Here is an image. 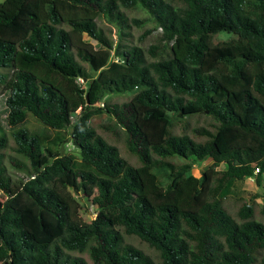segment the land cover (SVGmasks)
Masks as SVG:
<instances>
[{"label": "trees", "instance_id": "trees-1", "mask_svg": "<svg viewBox=\"0 0 264 264\" xmlns=\"http://www.w3.org/2000/svg\"><path fill=\"white\" fill-rule=\"evenodd\" d=\"M136 7L161 29L146 50L121 42L122 9ZM73 8L115 20L120 40ZM0 100L12 127L0 128V264H88L71 252L93 264H264V199L260 218L224 204L235 180L264 177V0H3ZM103 112L111 121L94 125ZM28 113L55 134L19 126ZM197 114L213 120L174 132ZM65 140L78 157L58 151ZM84 197L93 217L78 213Z\"/></svg>", "mask_w": 264, "mask_h": 264}, {"label": "rangeland", "instance_id": "rangeland-1", "mask_svg": "<svg viewBox=\"0 0 264 264\" xmlns=\"http://www.w3.org/2000/svg\"><path fill=\"white\" fill-rule=\"evenodd\" d=\"M3 0H0L2 2ZM73 12H69L73 16L77 17H83V16H91L94 18L97 26L102 29L104 33L108 34V37L113 41V44L116 41H119V36H118V27L119 25L115 20H108L103 16H94L91 13L84 12L81 8H73L71 9ZM123 13L125 14L127 21L131 23L130 27H124L123 31L127 33V35H124L123 38L121 39V42L123 43H128V44H133L140 46L144 50L147 49V47L151 44L154 43L156 38L160 35L161 29L158 27H155L154 22L151 20L149 13L144 10L141 7H136V8H131V9H125L123 8ZM132 18H138L141 19L142 22L140 23H134L131 22L130 19ZM151 29V32L146 35V30ZM232 35L227 34V33H219L214 35L213 39L214 41L218 40H223V39H228ZM74 38L76 39L77 36L74 35ZM82 38L86 41H88L93 48L95 49H101L103 46L96 40L90 38L87 34H83ZM169 54V47L168 45H164L163 49V56H167ZM146 56L148 58H152V56L148 53H146ZM76 83H82V80L77 79ZM131 95L130 92L126 93H120V94H115L111 93L108 95H105L104 98L101 100V106L105 102L108 104L116 103V102H122L126 99L129 98ZM6 113H7V108L4 106L3 101L0 100V128L8 134L9 131L12 129L11 126L8 125L6 121ZM170 114H172L170 112ZM112 117L107 114L106 112H103L95 117H93V124L98 125L100 123H108L110 122ZM186 121V126L182 127L180 123L175 122L174 123V132L180 133L182 130L184 131H189V129L194 126V125H208L209 122H212V118L209 116H205L203 114H197V115H189L184 118ZM19 126H25L29 130L37 132L41 136L47 135L48 137H52L55 134V131L53 129H50L44 125H42L37 119H35L31 113H28L25 120L19 125ZM69 130L66 128L65 131H62L64 134L65 139H67ZM108 133V132H107ZM105 131L103 134L106 136L107 134ZM117 145L122 149L123 153L126 155V157L129 160H134L133 156H130L127 154L124 149H123V144H122V138L119 136V139L116 141ZM58 151L60 153H72L76 157H78V149L71 143V141L65 140L64 142H60ZM211 163L209 159H206L201 162L200 165H193L192 168V173L195 175H199L200 171L202 169L207 168V166ZM220 165L219 167H221ZM9 169V174L11 177L17 179L19 177L23 176V172L14 168V167H8ZM80 197V195H79ZM88 197V196H87ZM87 197L82 198V207L81 209H78V213L81 216L89 215L90 217H93V207L89 204L87 201ZM0 198H3V194L0 191ZM264 199V177L262 179L261 184H257L255 181V178L252 176H245L241 180H235L232 185L230 186L228 190V194L224 198V204L226 205L227 209L231 213H235L236 210L238 209V206L242 202L250 203L253 204L255 207V217L260 218L258 214V209L259 206L261 205L262 201ZM127 240H130L131 242L135 243L137 246H140L145 252L150 254L154 259L157 260V253L154 251L152 248L147 246L144 243H139L136 239L133 238H127ZM71 255L75 256H81L83 257L88 264H93L90 258L88 257L86 252H71Z\"/></svg>", "mask_w": 264, "mask_h": 264}]
</instances>
